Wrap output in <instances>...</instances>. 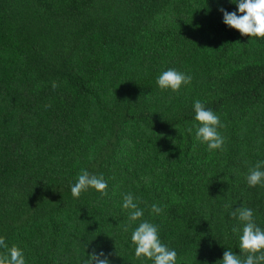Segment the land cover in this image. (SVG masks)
Here are the masks:
<instances>
[{"label":"trees","instance_id":"1","mask_svg":"<svg viewBox=\"0 0 264 264\" xmlns=\"http://www.w3.org/2000/svg\"><path fill=\"white\" fill-rule=\"evenodd\" d=\"M221 7L241 15L231 0H0V237L26 264H84L93 250L153 264L135 256L141 220L176 264H216L241 254L230 211L251 208L264 229V186L245 179L264 161V37L226 25ZM169 68L191 83L161 90ZM196 100L224 125L221 149L187 131ZM81 169L107 195L74 198Z\"/></svg>","mask_w":264,"mask_h":264},{"label":"clouds","instance_id":"2","mask_svg":"<svg viewBox=\"0 0 264 264\" xmlns=\"http://www.w3.org/2000/svg\"><path fill=\"white\" fill-rule=\"evenodd\" d=\"M235 3L238 12L229 13L224 8L219 11L223 13V22L238 30L242 35L249 37H264V0H231ZM239 42V41H237ZM192 77L175 69L169 68L159 74L156 84L161 90L171 89L178 91L181 85L190 84ZM57 83L53 82L55 89ZM195 117L199 122L187 128L191 133L195 131V140L207 144L208 151L221 149L224 138L218 131L224 125L220 118L211 109L205 107L204 103L196 100L193 105ZM264 161H258L254 166L249 167L245 177L249 187L257 185L264 186ZM108 187L103 175L92 174L86 169H81L77 175L76 182L70 186L71 194L74 198H79L83 191L93 188L102 195H107ZM122 207L128 210L129 222H136L144 215L143 209L131 193L122 194ZM227 207V206H226ZM152 212L160 214L163 209L156 204L151 206ZM230 216L238 219L242 224V229L233 227V233L241 232L239 236L240 255L230 249L223 253V259L216 261V264H264V229L259 227L254 221V212L248 207H237L230 211ZM128 231V227L124 228ZM131 241L135 246L136 258L145 257L153 261V264H176L177 252L163 244L159 239L158 227L147 221L141 220L139 225L132 231ZM0 264H26L23 251L16 245L9 247L5 239L0 237ZM111 255V254H109ZM84 264H110L108 257L103 251L97 254L95 250L87 255Z\"/></svg>","mask_w":264,"mask_h":264}]
</instances>
